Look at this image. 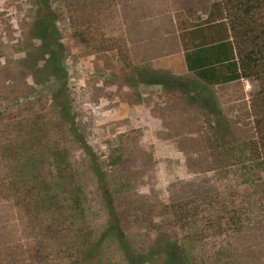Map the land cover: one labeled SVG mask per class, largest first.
Returning <instances> with one entry per match:
<instances>
[{"label": "rangeland", "instance_id": "rangeland-1", "mask_svg": "<svg viewBox=\"0 0 264 264\" xmlns=\"http://www.w3.org/2000/svg\"><path fill=\"white\" fill-rule=\"evenodd\" d=\"M213 1L88 0L97 6L93 26L77 29L71 18L76 20L78 6L52 2L58 14L53 48L63 56L60 74L87 144L74 145L72 163L87 193L90 226L106 239L112 262L122 259L120 228L131 249L154 251L144 264H180L162 254L173 241L188 264H264V172L248 159L215 163L206 148L216 131L232 146L264 144V85L255 78L204 84L186 70L179 39L180 25L203 20ZM38 12L35 0H0V108L29 94L32 81L19 76L20 60L30 44H41ZM262 13L256 11L258 23L264 22V8ZM142 71L146 80L169 75L198 87L202 93H191L196 106L186 105L178 92L170 95L163 86L144 82ZM117 150L123 154L119 167L110 161ZM122 184H130L127 200L150 217L145 225L130 219L126 229L125 220L118 221L123 206L114 192ZM189 201L200 217L173 220L175 207ZM239 209L251 217L244 219V230L230 227L229 216L218 229L208 228L209 215ZM33 235L15 204L0 200V255L23 254Z\"/></svg>", "mask_w": 264, "mask_h": 264}, {"label": "trees", "instance_id": "trees-1", "mask_svg": "<svg viewBox=\"0 0 264 264\" xmlns=\"http://www.w3.org/2000/svg\"><path fill=\"white\" fill-rule=\"evenodd\" d=\"M66 1L68 8L78 6L73 10L76 20L71 18L73 28L93 26L92 12L97 9L96 3ZM260 1L214 0L203 20L183 22L179 39L187 71L208 86L229 85L252 78L264 85V22L258 23L255 19L256 11L258 15L263 14L264 0L262 4ZM52 2L35 0V7L39 9L35 32L41 44H30V50H26L24 59L20 60L19 76L27 75L32 81L29 94L9 108H0V200L13 202L34 234L28 240L26 252L1 253L0 264H62L64 261L68 264H144L153 259L154 251L145 252L143 247L138 248V252L131 249L125 238L127 233L120 228L117 244L122 259L112 262L106 253V239L90 226L87 193L72 163L74 145L83 142V136L75 123L66 77L60 74L63 56L53 48L56 42L51 36L55 34L58 14ZM42 23L48 26L39 28ZM144 73H141L144 82L159 84L170 95L178 92L186 105L196 106L197 99L191 93L200 91L198 87L169 75L146 80ZM214 137L207 140L206 148L215 163L239 164L248 159L264 172V144L232 146L223 141L217 131ZM82 144L84 148L87 146ZM122 159L121 150H117L110 161L119 167ZM129 185L122 184L114 192L123 206V215H119L118 221L124 219L126 229L130 219L145 225L150 218L139 210L140 206L127 200ZM241 211L219 210L209 215L208 228L218 229L229 216L230 227L244 230V219L251 221V217L244 218ZM199 217V207L191 201L173 210V220L177 222ZM166 245L162 254L168 261L177 259L180 264L189 263L186 254L180 252L178 242ZM154 262L161 264V260Z\"/></svg>", "mask_w": 264, "mask_h": 264}, {"label": "crops", "instance_id": "crops-1", "mask_svg": "<svg viewBox=\"0 0 264 264\" xmlns=\"http://www.w3.org/2000/svg\"><path fill=\"white\" fill-rule=\"evenodd\" d=\"M185 68H186V66H185ZM186 70H187V68H186Z\"/></svg>", "mask_w": 264, "mask_h": 264}]
</instances>
